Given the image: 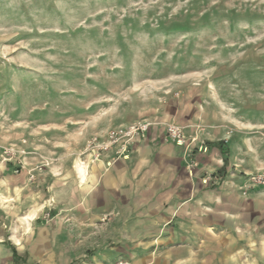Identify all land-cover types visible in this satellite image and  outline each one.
<instances>
[{
  "label": "rangeland",
  "instance_id": "1",
  "mask_svg": "<svg viewBox=\"0 0 264 264\" xmlns=\"http://www.w3.org/2000/svg\"><path fill=\"white\" fill-rule=\"evenodd\" d=\"M182 95L260 121L246 129L263 158L246 193L264 186L252 182L264 177V0H0V161L15 175L85 161L88 140L119 125L165 126L149 116ZM0 222V264H15L11 246L35 229Z\"/></svg>",
  "mask_w": 264,
  "mask_h": 264
},
{
  "label": "crops",
  "instance_id": "2",
  "mask_svg": "<svg viewBox=\"0 0 264 264\" xmlns=\"http://www.w3.org/2000/svg\"><path fill=\"white\" fill-rule=\"evenodd\" d=\"M205 102L182 95L149 116L181 124L187 139L197 134L190 149L157 124L131 144L128 158L112 149L88 164L76 159L36 171L34 182L27 169L15 175L0 161V219L35 229L27 243L11 246L9 262L264 264V186L242 190L263 163L261 143L246 130L260 121ZM206 174L217 179L204 184Z\"/></svg>",
  "mask_w": 264,
  "mask_h": 264
},
{
  "label": "built area",
  "instance_id": "3",
  "mask_svg": "<svg viewBox=\"0 0 264 264\" xmlns=\"http://www.w3.org/2000/svg\"><path fill=\"white\" fill-rule=\"evenodd\" d=\"M153 125L151 121L146 119L138 120L126 125H119L108 129L103 134L95 135L91 137L86 145L85 157L86 160L83 163H90L100 159L103 154L114 149V153L117 158H128L130 153L131 144L140 137H144L149 128ZM167 137L180 145H186L187 148H191V145L197 141L196 136H191L187 139L184 134V128L175 123L169 122L165 124ZM205 149V147L200 146V149ZM2 153L6 157H11L16 155L17 150L10 147H3ZM196 165L194 160L189 163V168L193 169ZM18 172V170H17ZM214 179H217L216 175L206 174L203 178L205 184H209ZM252 182L255 184H264L263 176H254ZM247 188L243 189L246 193ZM118 264H124V262H119Z\"/></svg>",
  "mask_w": 264,
  "mask_h": 264
},
{
  "label": "trees",
  "instance_id": "4",
  "mask_svg": "<svg viewBox=\"0 0 264 264\" xmlns=\"http://www.w3.org/2000/svg\"><path fill=\"white\" fill-rule=\"evenodd\" d=\"M172 29H174V30H184V29H187V26L184 23H175L174 27Z\"/></svg>",
  "mask_w": 264,
  "mask_h": 264
}]
</instances>
